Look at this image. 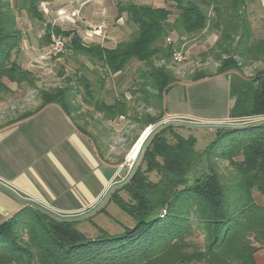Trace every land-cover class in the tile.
I'll use <instances>...</instances> for the list:
<instances>
[{
    "label": "trees",
    "instance_id": "obj_1",
    "mask_svg": "<svg viewBox=\"0 0 264 264\" xmlns=\"http://www.w3.org/2000/svg\"><path fill=\"white\" fill-rule=\"evenodd\" d=\"M54 1L0 0V94L13 93L7 82L31 83V71L16 60L24 38L19 22L26 15L43 25L41 45L48 47L53 35L68 39L61 53L46 59L81 54L92 70L100 66L101 81L124 70L131 60L141 63L132 91V95L139 92L134 104L141 101L158 109L154 115L134 108L130 113L124 95L109 104L95 99L88 78L80 74L78 79L84 89L82 100L92 103L96 112L108 119L129 117L141 123L142 131L165 117V97L181 80L167 66L173 53L182 42L210 27L219 32L214 44L218 67L214 72H193L189 82L231 74L230 93L235 100L229 117L264 116V69L243 76L236 59L264 58V37L253 35L246 0H170L176 13L170 5L118 0L115 19L125 14L133 30L129 38L113 46L98 39L86 42L76 29L48 22L41 5ZM202 4L212 6L213 16ZM72 91L69 80L64 86L41 90L38 106L15 121L48 105H58L68 115V106L78 107ZM184 128L173 121L157 125L143 142L129 175L110 190L107 199L132 218L131 224H124L117 233L95 225L99 233L91 237L77 226L105 211L104 207L58 216L35 204L26 205L0 223V264H257L254 254L264 248V203L253 193L264 199V118L216 126L217 140L203 150L195 148L194 137L180 134ZM216 144L218 154L228 162L227 173L210 169L193 181L190 173L195 163L203 156L208 160Z\"/></svg>",
    "mask_w": 264,
    "mask_h": 264
},
{
    "label": "rangeland",
    "instance_id": "obj_2",
    "mask_svg": "<svg viewBox=\"0 0 264 264\" xmlns=\"http://www.w3.org/2000/svg\"><path fill=\"white\" fill-rule=\"evenodd\" d=\"M60 1H62L63 4H70L71 0ZM117 1L118 0L86 1V4L90 3L92 5L91 9H89L87 13L84 9V6L86 5L85 2L82 4L80 3L81 5H79V2L78 4L72 3L70 5L76 7V16H73V14H71L72 10H68L66 12L59 11L58 13H56L55 10H52L46 6H43V8L46 10V13L44 14L48 22L59 24L66 29L74 28L79 33L85 32V30L91 24L98 23L102 20L105 21V37L102 38L101 41L102 44L106 46H113L119 41L129 38L133 30L132 25L126 23L125 14H123L118 19L114 18L117 14L115 6V3ZM134 1L138 3H148L154 6L170 5L172 10L176 13L174 3L170 0ZM63 4H61V6ZM202 6L204 7L209 17L213 16V8L211 5L205 6L202 4ZM245 11L247 16L251 19L254 37H264V0H246ZM170 18L171 20L173 19V17ZM77 23L80 25H78ZM19 25L21 26L20 22ZM34 30H38L37 26H35ZM32 34L34 35L33 31ZM171 35L175 36L174 33ZM218 36V30L208 27L204 34L193 35L192 38H189L181 43V48L179 51L182 53L183 59L179 62L172 60L167 64V66L174 71L175 75L179 79H181L179 83H177V85L173 88L182 93L185 91L187 95V101L185 104H178L174 101L171 103L172 95L170 99H166L168 98L169 93L166 95L165 107L169 106V110H167L166 108L167 113L165 117L157 124L150 126L147 135L144 137L141 143V148L143 146V142L149 136V133L152 132V130L155 129L157 125L168 121L184 124L185 128L181 131L180 134H182L184 137H194L195 148L197 150H203L207 145H209V143L217 140L218 134L215 129L216 126L225 125L227 123H238L239 121H241L237 118L236 121L227 120L229 117L226 120H222L229 116L230 113L229 97L231 98L232 102H234L235 100L234 95L230 93V81L232 77L231 74H222L224 76V79L226 77L228 80L227 83L229 84V94L227 92V83H225V81H222L223 77L215 78L214 75L212 77H205L204 79L196 81L195 83L189 82V75L195 71L200 70L214 72L217 69L219 59L218 51L216 50L217 48L214 44ZM38 38L39 37H37V39ZM31 39L32 42H29V44L27 45V47L31 50L30 64L33 65L35 63L36 65L39 64L42 67L40 69L30 67L32 76H30L29 78L31 79V83L29 81L20 83L19 91L11 94H0V123H5L6 118L13 116L14 112L21 114L25 110H33V108H35V106L37 105L36 98L39 97V93L41 90L52 89L57 86H64L67 84L68 80L73 86V91L70 94L73 97V104H78L81 110L80 114H83L84 117L91 116L96 112V110L94 109V105H92V103H86L82 100L84 89L78 79V76H80V74L85 75L88 78L89 82L92 85L95 99L100 98L109 104L113 102V99L121 98V95H124L130 107V113L134 110H136L138 113H151L153 115L158 113V109L153 107H146L141 103V101H139L138 104H134V98L139 95V92H136L137 94L132 95L133 89H136L137 87L135 82H137L138 80V68L139 66H141V63H139L138 61L131 60L124 68V70L113 75H108L105 77L103 76V80L101 81L99 80V76L102 75L100 66L97 65L96 71L92 70L93 66L85 56L81 54H75L74 57L72 55L65 54L64 57L60 56L59 58L55 59L49 58L41 60L39 59L40 55L46 54L48 52L49 46L43 48L42 50H39L38 48H36L37 41L35 37L32 36ZM27 57H29V55ZM50 57L54 56L52 55ZM236 59L239 62L241 72L240 74H242L243 76H252L258 70L264 69V58H261L257 61H250L236 56ZM16 60L19 62L18 58ZM74 61L77 62L74 63ZM156 63L160 64L162 63V61H157ZM80 64H84L88 67V69L80 66ZM6 84L9 86V82H7ZM1 99H3V102L1 101ZM131 108H134V110ZM170 108L174 111H179V113L184 117L178 118L177 116L176 119L168 117L167 114L171 113ZM68 115H70V120L72 122H79L78 114L74 112L71 106H68ZM253 116H247V119L248 117ZM255 117L257 118V120L264 118L263 115H255ZM118 118L121 119V117L119 116L114 119ZM123 119L126 120L125 124H121V126L116 125V133L113 131L111 132V134H109L111 136L107 139L108 145L106 148V152L110 155V159L112 161L115 162L117 160L119 163L121 162L119 168H117L114 174L117 182L125 179L129 175L133 166L136 164L141 152V148L139 152H137V154L132 158H129L128 154L147 128L146 127L144 130L140 131L141 123H136L130 120L129 117L125 116L122 117L121 120ZM217 120L222 121L219 122ZM83 128H88L90 129V131L92 130V128H90V125L84 126ZM92 136L98 138L101 137V134L94 133L92 134ZM218 152H220V149H218V144H216L211 150V153L208 156V160L205 156H203L195 163L190 173L191 179L193 181L196 179V177L207 173L210 169H215L217 172L219 169L220 171L227 173L226 167L228 165V162L226 158L221 154H218ZM235 158L239 159L240 156L237 155ZM114 185L115 184L109 185L105 189V193L102 199L89 212L91 213L99 207H104L105 211L96 213L94 216H91V220H86L77 226V228L87 236L93 237L99 233V230L95 225H98L101 229L109 233H117L122 230L124 224H131L133 222L132 218L127 213H125L118 205L107 199L109 192ZM258 195L259 193L257 191H254L253 196H255L256 198Z\"/></svg>",
    "mask_w": 264,
    "mask_h": 264
},
{
    "label": "crops",
    "instance_id": "obj_3",
    "mask_svg": "<svg viewBox=\"0 0 264 264\" xmlns=\"http://www.w3.org/2000/svg\"><path fill=\"white\" fill-rule=\"evenodd\" d=\"M86 1L89 0H71L70 4L79 2L81 5L84 2L86 4ZM61 4L62 1L55 0L42 3L41 7L44 13L46 10L43 6H46L56 13L72 10L71 14L76 16V7L69 3L62 6ZM91 6L90 3L84 6L86 13ZM248 19L251 22L249 17ZM21 23L24 38L16 58L23 68L30 71V67L40 69L41 65L30 64L31 50L27 45L32 42L31 37L34 36L37 41L36 48L42 50L47 46L41 45L44 44L43 25L30 21L26 15L21 17ZM35 26L39 33L38 30H34ZM206 30L207 28L200 34H204ZM217 77H223L222 81L228 82L222 74L215 75V78ZM19 85L14 82L9 83V87H13V93L20 90ZM228 85L227 83L229 94ZM169 95L166 99H170L172 95L171 103L174 101L185 104L187 101L185 91L182 93L173 88L169 91ZM36 99L35 108L40 101L39 97ZM1 101L3 102V99ZM229 101V109H231L234 102L230 97ZM73 110L78 114L79 122H72L70 116L58 105H48L35 110L22 121L15 120L29 110L21 114L14 112L13 116L6 118L5 123H0V223L22 207L31 204L60 216L87 214L102 199L105 189L117 183L114 174L121 163L117 160L112 161L106 148L107 139L111 136L109 134L117 131L116 125L125 124L126 120H121L124 116L112 120L95 112L91 116L84 117L80 114L79 106ZM170 110L168 117L175 119L177 116L184 117L179 111L171 108ZM232 119L229 117L227 120ZM89 125L92 130L86 128V132L91 135L98 133L101 137H89L81 130L82 127ZM259 195L255 199L264 203V199ZM254 259L257 264H264V248L254 254Z\"/></svg>",
    "mask_w": 264,
    "mask_h": 264
},
{
    "label": "built area",
    "instance_id": "obj_4",
    "mask_svg": "<svg viewBox=\"0 0 264 264\" xmlns=\"http://www.w3.org/2000/svg\"><path fill=\"white\" fill-rule=\"evenodd\" d=\"M105 28H106V22L105 21H100L95 24H91L83 33H80L82 38L86 41L89 42L93 39H98L101 41L102 38L105 37ZM167 41L170 42L171 38L168 37ZM67 44V38L61 35H53L52 36V41L49 44V49L46 54L40 55L41 60L46 59L50 57L51 55H58L61 53L65 46ZM183 59V55L180 51H175L173 53V60L174 61H181ZM233 121H236V119H232ZM240 120H245V121H252V120H257L255 116L253 117H247L246 118H241Z\"/></svg>",
    "mask_w": 264,
    "mask_h": 264
},
{
    "label": "bare ground",
    "instance_id": "obj_5",
    "mask_svg": "<svg viewBox=\"0 0 264 264\" xmlns=\"http://www.w3.org/2000/svg\"><path fill=\"white\" fill-rule=\"evenodd\" d=\"M149 129H150V126L145 129V131L142 133L141 137L137 140V142L135 143V145L133 146V148L131 149V151L128 154L129 158L134 157L137 154V152H139V150L141 148V143H142L144 137L147 135Z\"/></svg>",
    "mask_w": 264,
    "mask_h": 264
}]
</instances>
